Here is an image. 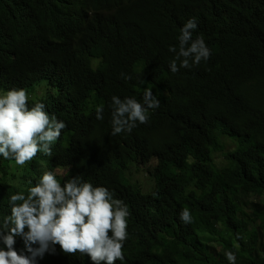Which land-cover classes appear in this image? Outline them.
Instances as JSON below:
<instances>
[{"label": "trees", "instance_id": "16d2710c", "mask_svg": "<svg viewBox=\"0 0 264 264\" xmlns=\"http://www.w3.org/2000/svg\"><path fill=\"white\" fill-rule=\"evenodd\" d=\"M87 1L0 0V60L12 67L0 66V95L24 88L29 108L43 103L66 124L51 156L41 151L20 166L0 155V225L10 215V196L26 193L51 170L62 185L80 176L127 206V258L118 264H229V251L235 264H264V90L261 97L240 95L242 85L264 88V38L257 42L264 0H209L219 10L206 21L218 49L186 87L164 78L176 58L166 47L181 31L148 13L192 14V1L166 7L162 0ZM12 26L19 31L3 37ZM176 47L178 53L179 41ZM145 89L160 106L149 110L147 123L113 135L112 97L139 94L143 103ZM144 150L150 161L139 158ZM215 151L235 166H218ZM184 208L196 223H180ZM15 248L24 249L22 238ZM61 264H82L81 254Z\"/></svg>", "mask_w": 264, "mask_h": 264}, {"label": "clouds", "instance_id": "9594fccd", "mask_svg": "<svg viewBox=\"0 0 264 264\" xmlns=\"http://www.w3.org/2000/svg\"><path fill=\"white\" fill-rule=\"evenodd\" d=\"M190 6L204 10L209 0H190ZM184 16L187 20L181 29L179 51L176 58L168 63L165 80L173 84V77L184 75L189 79L201 76L202 67L211 59L206 43L211 41L207 19L196 22L193 14ZM264 38V28L257 36V42ZM218 44L213 45V51ZM176 52L175 48L170 49ZM255 57V56H254ZM179 60V61H177ZM200 61H202L201 64ZM193 64H199L191 68ZM197 74V77L194 74ZM264 88L260 84L240 86V95L261 97ZM127 97V96H124ZM139 94L132 98L112 97L113 135L123 131L131 132L137 122L144 124L149 119L148 112L160 106V101L152 90L145 89L143 103ZM103 108L98 107L96 118L103 119ZM66 124L50 117L43 103L28 106V95L24 88H13L0 95V155L13 159L23 166L32 161L39 152L52 155L51 144L56 141ZM226 160L223 153L215 162ZM225 169L227 161L222 165ZM227 170V169H226ZM69 175L65 172L64 177ZM62 185L55 172H43L35 186L27 192H18L9 198L10 215L0 225V264H61L76 259V254L87 255L92 264H116L124 260L123 246L127 239L128 208L120 199L104 186H93L74 176ZM205 181L206 178H203ZM191 211L187 208L179 212L182 224L192 225ZM194 222V223H192ZM20 237L24 249L17 251L16 238ZM229 264H235L233 252L226 253Z\"/></svg>", "mask_w": 264, "mask_h": 264}, {"label": "bare ground", "instance_id": "6f19581e", "mask_svg": "<svg viewBox=\"0 0 264 264\" xmlns=\"http://www.w3.org/2000/svg\"><path fill=\"white\" fill-rule=\"evenodd\" d=\"M82 1V0H81ZM146 1H148V0H146ZM161 1V0H160ZM163 1V0H162ZM84 2V1H83ZM83 2H80V3H83ZM87 2H89V0L87 1ZM92 2V1H91ZM90 2V4L92 5L93 4V2L91 3ZM103 2V1H102ZM164 3H165V1H163ZM99 3H100V1H99ZM98 3V4H99ZM87 4H89V3H87ZM86 4V5H87ZM101 5H102V3H100ZM98 5L99 7L101 6V5ZM85 5V6H86ZM83 5H81L80 7H82ZM95 5H93L92 6V8L91 9H93V7H94ZM163 6V5H162ZM167 5L165 4V7H166ZM88 7H89V5H88ZM97 7V6H96ZM95 7V8H96ZM98 7V8H99ZM98 8H96V9H98ZM82 9V8H81ZM167 9V8H166ZM85 10V9H84ZM89 10V9H88ZM148 10V9H147ZM148 13V12H147ZM165 14H167L168 15V17H165L164 16V14L161 16L159 13H148V14H150V15H153L154 16V20H156L157 22L158 21H161V20H163V22L165 23V22H171V23H173L176 27H177V31H181V29H182V27L179 25V23H183V25L185 24V23H187V20L186 21H184L183 19H185L184 18V14H182V13H176V10H172V9H167L165 12H164ZM174 16V17H173ZM218 25V24H217ZM201 26H205V27H207V23H205L204 25L202 24ZM222 26V25H221ZM19 31V29H17V28H15L14 26H12V27H8V28H6V29H4L3 31H1V32H3V37H5V38H7L9 35H10V32H12L13 33V36L12 37H14V35L17 33ZM213 32H215V29H213ZM180 35H181V33L180 34H177L174 38L176 39V40H178L179 41V38H180ZM172 38V37H171ZM41 38H36V39H33V42H36V41H39ZM178 41H175L174 43H169V47H166V50L167 51H170V49H172V48H175V49H177V44H178ZM215 43H217L218 44V41L216 40H211L209 43L207 42L206 43V46L210 49V56H209V58L210 57H212V56H214V54H215V52L213 51V45L215 44ZM165 50V51H166ZM178 51H179V48H178ZM177 51V52H178ZM170 52H172V51H170ZM174 53V52H173ZM174 54H176V53H174ZM10 55L11 56H13L14 55V52H10ZM243 55V54H242ZM29 58H30V60H33V59H35L34 57L35 56H31V55H29L28 56ZM29 60V61H30ZM202 63V61H200V63L199 64H201ZM199 64H193L192 66H191V68H195V67H197ZM0 66L3 68V69H5V70H7V69H11L12 67L9 65V64H7L6 66H3V60H0ZM202 72V71H201ZM160 74H164L163 73V71L160 73ZM236 74H238V73H236ZM227 75V74H226ZM194 76L196 77L197 76V74L195 73L194 74ZM216 76H218L217 74H216ZM203 77V76H202ZM199 78V77H198ZM226 78H227V76H226ZM229 79V78H228ZM194 81V79H192V78H190L189 79V83H192ZM228 81H230V80H228ZM228 81H227V83H228ZM173 84L174 85H184L185 87H186V80H185V78H183V75H179L178 77H173ZM228 84H230V83H228ZM204 85V84H203ZM208 86V85H207ZM226 86H227V84H226ZM206 88V87H205ZM204 88V89H205ZM224 88H225V86H224ZM216 88H214V90H215ZM219 89V88H218ZM221 89V88H220ZM223 89V88H222ZM207 90V89H206ZM217 90V89H216ZM225 90V89H224ZM222 91V90H221ZM197 93V92H196ZM199 93V92H198ZM200 93H202V92H200ZM157 98H159V96L158 95H155ZM194 96V95H193ZM204 96V95H203ZM198 97V96H197ZM196 97V98H197ZM200 97H201V95H200ZM188 99V98H187ZM197 99H200V100H202V104H203V99H201V98H197ZM189 100H191V99H189ZM193 100V99H192ZM187 101V100H186ZM188 102V101H187ZM191 103V102H190ZM189 103V104H190ZM195 103V102H194ZM182 104V103H181ZM183 104H185V103H183ZM189 104H186V106H188ZM201 104V103H200ZM202 104H201V107H202ZM191 106V105H190ZM180 107V106H179ZM182 108H183V106H181ZM193 107V106H192ZM204 107V106H203ZM188 107H186V109H187ZM199 109V108H198ZM175 110V109H174ZM197 110V109H196ZM183 111H185L184 109H182V113H184ZM200 111V110H199ZM193 112V111H192ZM192 114H194V113H192ZM196 114H198V112L196 113ZM201 114V113H200ZM183 116H185V115H183ZM184 118V117H183ZM194 119V117L192 118V120ZM187 120V119H186ZM189 120V119H188ZM187 122V121H186ZM189 122V121H188ZM189 123H192V122H189ZM223 145H225L226 146V148H227V143H225L224 142V144ZM148 146V145H147ZM148 149V148H147ZM229 151H231V148H230V146H229V149H228ZM217 153H220V152H218V151H215V152H213V159L215 160V155L217 154ZM139 155V158L141 159V160H143V161H145L146 162V160H148V161H150V154H149V151L147 152L146 150H144V151H142V152H140V153H138ZM225 156V155H224ZM255 167V166H254ZM253 168V167H252ZM147 169V168H146ZM255 169V168H254ZM259 173V172H258ZM260 175V174H259ZM260 178V177H259ZM257 181H258V179H256ZM255 181V180H254ZM260 181V180H259ZM258 181V182H259ZM261 182V181H260ZM259 182V183H260ZM151 183V182H150ZM256 184V182H252V184ZM251 184V185H252ZM256 185H258V184H256ZM157 188V187H156ZM155 192V191H154ZM149 196V195H148ZM147 198V197H146ZM145 198V199H146ZM144 200V199H143ZM144 203V202H143ZM144 204H142V205H140V207L141 206H143ZM139 210V209H138ZM143 210V209H142ZM156 211V210H155ZM139 212V211H138ZM141 212V211H140ZM139 212V213H140ZM143 212V211H142ZM138 214V213H137ZM153 214L155 215V213L153 212ZM142 215H143V213H142ZM142 215H141V217H142ZM158 215V214H157ZM132 216L133 215H131V218H132ZM136 216V215H135ZM134 216V217H135ZM138 216V215H137ZM144 216V215H143ZM156 216V215H155ZM133 217V218H134ZM157 217V216H156ZM131 218H130V220H131ZM140 219H142V218H140ZM146 219V218H145ZM157 219V218H156ZM135 221V219H132V221ZM128 221V220H127ZM129 222H131V221H129ZM140 222V221H139ZM143 222H144V219H143ZM142 222V223H143ZM153 222H154V220H153ZM144 223H146V222H144ZM143 223V224H144ZM149 223V222H148ZM147 223V224H148ZM155 223H156V221H155ZM140 224V223H139ZM147 224H145V225H147ZM144 225V226H145ZM152 226V225H151ZM154 226V225H153ZM147 227V226H146ZM150 228V227H149ZM128 229H129V226H128ZM128 229H127V233H128V235H127V239H128V236H129V231H128ZM131 229H133V228H131ZM142 229H143V227H142ZM148 229V228H147ZM147 229H146V231H147ZM145 231V232H146ZM132 238H135V235H131V239ZM127 239H126V242H127ZM0 247H3V244L2 243H0ZM123 253H124V260L123 261H126V258H127V256H126V254H125V250H123ZM154 257V256H153ZM157 257V256H156ZM81 259H82V264H85V261H87L89 264H92V261L90 260V258L87 256V255H82L81 254ZM159 259V258H158ZM123 261H118L116 264H118V263H122ZM154 262V261H153ZM152 262V263H153ZM158 262V261H157ZM151 263V262H150ZM158 264H160V263H158Z\"/></svg>", "mask_w": 264, "mask_h": 264}, {"label": "rangeland", "instance_id": "374dc122", "mask_svg": "<svg viewBox=\"0 0 264 264\" xmlns=\"http://www.w3.org/2000/svg\"><path fill=\"white\" fill-rule=\"evenodd\" d=\"M163 1H165V3L163 2ZM162 2H163V4L165 5H180V4H182V0H163ZM212 7H213V5L212 4H210L206 9H204V10H200V9H197V8H194V7H192V6H190L189 5V10H190V12L193 14L192 15V18H195V21L196 22H201L202 20H204V19H207V17L209 16V13L211 12V10H212ZM227 143H230V142H227ZM231 148V151H232V147H230ZM229 145H227V151L229 152ZM220 159V153H217L216 155H215V161H218ZM225 161L226 160H223V161H221L219 164H218V166H221V165H223L224 163H225ZM235 165H233V166H228V164H227V166H225V169H230V168H232V167H234ZM245 175V174H244ZM247 176V175H246ZM249 177V176H248ZM149 178V177H148ZM250 178V177H249ZM251 179V178H250ZM141 180H143V181H146V182H148V183H150V181L148 180V179H146V177L145 176H142V178H141ZM253 180V179H252ZM250 209V207H246L245 208V210H249ZM198 219H199V217H198ZM191 220H195V217L194 216H192L191 217Z\"/></svg>", "mask_w": 264, "mask_h": 264}]
</instances>
